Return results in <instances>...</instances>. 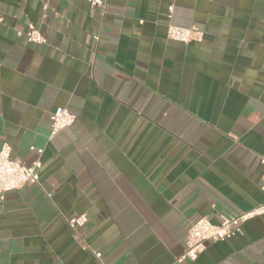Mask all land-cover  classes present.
Instances as JSON below:
<instances>
[{
  "label": "crops",
  "instance_id": "0c3cea01",
  "mask_svg": "<svg viewBox=\"0 0 264 264\" xmlns=\"http://www.w3.org/2000/svg\"><path fill=\"white\" fill-rule=\"evenodd\" d=\"M103 1L0 0V146L42 150L0 200V264H264V216L175 262L192 222L264 202V0ZM58 107L76 119L50 137Z\"/></svg>",
  "mask_w": 264,
  "mask_h": 264
},
{
  "label": "built area",
  "instance_id": "2783aa9c",
  "mask_svg": "<svg viewBox=\"0 0 264 264\" xmlns=\"http://www.w3.org/2000/svg\"><path fill=\"white\" fill-rule=\"evenodd\" d=\"M90 6L104 8L103 0H86ZM172 6L168 7V18L171 17ZM204 33L196 27H179L169 24L166 29V37L170 40L187 44L189 42H199L202 40ZM27 42L44 45L46 38L42 33L30 24L24 33ZM76 117L67 108L58 107L50 116V137L57 132L70 127ZM33 150V148H30ZM37 158L30 164L25 165L19 160L12 158V150L8 144L0 146V200L4 199L6 193L18 190L27 184H38L39 170L41 168L40 155L42 150H36ZM263 167L261 177V190L264 193V155L260 158ZM264 216V202L259 204L250 211L238 214H221L217 224L211 223L206 218H199L190 224L187 232L185 249L183 253L176 258L175 262L183 261L194 262L205 250L207 242H220L231 239L239 230L241 224L246 221ZM86 222L84 214L75 216L66 220L67 226L73 232L81 228ZM98 264H104L100 252H94Z\"/></svg>",
  "mask_w": 264,
  "mask_h": 264
}]
</instances>
